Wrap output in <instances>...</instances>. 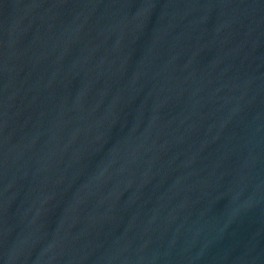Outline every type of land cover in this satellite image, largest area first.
Instances as JSON below:
<instances>
[{
	"label": "water",
	"instance_id": "water-1",
	"mask_svg": "<svg viewBox=\"0 0 264 264\" xmlns=\"http://www.w3.org/2000/svg\"><path fill=\"white\" fill-rule=\"evenodd\" d=\"M0 264H264V0H0Z\"/></svg>",
	"mask_w": 264,
	"mask_h": 264
}]
</instances>
